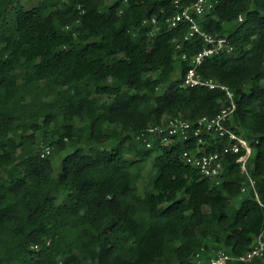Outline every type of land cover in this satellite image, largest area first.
<instances>
[{
  "label": "trees",
  "instance_id": "trees-1",
  "mask_svg": "<svg viewBox=\"0 0 264 264\" xmlns=\"http://www.w3.org/2000/svg\"><path fill=\"white\" fill-rule=\"evenodd\" d=\"M174 2L117 0L104 12L106 0L32 9L0 0V264H194L208 240L241 255L264 233V0H214L198 18L234 48L200 73L235 92L233 130L253 149L257 195L242 194L244 152L224 158L217 183L184 161L196 139L156 138L150 148L137 139L164 119L214 116L223 105L218 90L183 87L205 43L185 40L186 23L168 27ZM39 132L54 147L48 158ZM107 142L115 146L102 149ZM224 144L209 138L205 151Z\"/></svg>",
  "mask_w": 264,
  "mask_h": 264
},
{
  "label": "built area",
  "instance_id": "built-area-1",
  "mask_svg": "<svg viewBox=\"0 0 264 264\" xmlns=\"http://www.w3.org/2000/svg\"><path fill=\"white\" fill-rule=\"evenodd\" d=\"M127 2L128 0H122L123 4ZM174 4L179 10L167 20L168 27L175 29L180 24L186 23L189 26V31L185 40L190 41L198 37L205 43V48L191 58L190 67L183 77V87L188 89L202 87L211 91L218 90L224 95L223 105L221 110L214 116H203L195 120H189L183 116L164 119L158 125L148 126L142 134L137 136V139H142L149 148L156 138H162L165 142H169L171 139L177 141L196 139L198 147L195 150L184 152V161L196 168L203 177L210 178L217 183L223 179L224 158L229 154L238 155L244 152L238 162L241 164L242 172L247 175L249 183L242 188V194L250 193L253 190L257 195L255 182L248 171V161L253 155V149L246 139L233 130L234 117L238 110L235 92L227 85L206 78L200 73V68L207 59L223 52H232L234 49L226 36H215L207 33L198 21V18L214 8L215 2L214 0H194L190 4L181 5L180 0H175ZM239 20L242 21L243 17H240ZM156 31H159V28ZM182 50L183 44L179 43L177 52L181 53ZM179 58L181 61L189 60L188 55L185 53L180 54ZM209 138L213 140L221 139L225 143L223 149L206 153L205 146ZM53 150V146L42 144L40 156L48 158ZM263 258L264 233L256 237L250 249L241 255H234L225 248H219L215 250L207 262L201 252L195 253L193 262L194 264H249Z\"/></svg>",
  "mask_w": 264,
  "mask_h": 264
},
{
  "label": "rangeland",
  "instance_id": "rangeland-1",
  "mask_svg": "<svg viewBox=\"0 0 264 264\" xmlns=\"http://www.w3.org/2000/svg\"><path fill=\"white\" fill-rule=\"evenodd\" d=\"M42 0H22L25 8L27 9H32L33 7L37 6ZM117 2V0H106V4H105V7L103 8V11H107L110 6H112L113 4H115ZM239 22H241V20H239ZM179 57L178 54H176V58ZM177 73H175L174 75V79H178L180 78V73H178V71H176ZM173 79V80H174ZM167 88V86H163L162 88L159 89V92L162 93L165 91V89ZM46 138V135L42 132H39L38 133V136H37V140H38V147L41 146V144L45 143V142H48V140H45ZM50 138V137H49ZM115 146L114 143L112 142H107L105 144L102 145V149H111ZM85 151H87L88 149L87 148H84ZM72 152V149L71 148H68L67 150L61 152L60 154H58L55 159V168H56V174H58L60 171H61V162L63 160V158L70 154ZM152 172V168L149 167L148 170L145 172V176H144V179L141 181V188L147 184V181H148V178H149V174ZM243 198V196L241 197ZM239 199L237 201L234 202L235 206H238L240 205L242 199ZM209 209L207 208L206 209V212H208ZM216 248L214 247V245L212 244V242L210 240L206 241L205 245H204V248L200 249L198 252H201L203 255H204V260L207 262L210 260L211 258V255L215 252Z\"/></svg>",
  "mask_w": 264,
  "mask_h": 264
}]
</instances>
